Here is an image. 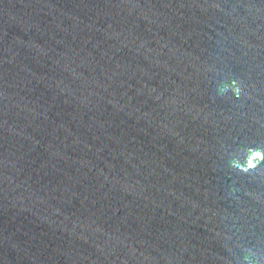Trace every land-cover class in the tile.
<instances>
[{
    "label": "water",
    "instance_id": "obj_1",
    "mask_svg": "<svg viewBox=\"0 0 264 264\" xmlns=\"http://www.w3.org/2000/svg\"><path fill=\"white\" fill-rule=\"evenodd\" d=\"M0 264H264V0H0Z\"/></svg>",
    "mask_w": 264,
    "mask_h": 264
}]
</instances>
